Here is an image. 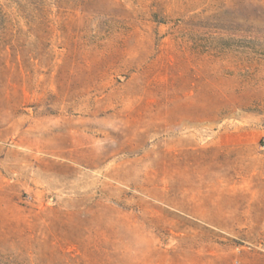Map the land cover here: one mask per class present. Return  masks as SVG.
Returning a JSON list of instances; mask_svg holds the SVG:
<instances>
[{
  "label": "rangeland",
  "instance_id": "obj_1",
  "mask_svg": "<svg viewBox=\"0 0 264 264\" xmlns=\"http://www.w3.org/2000/svg\"><path fill=\"white\" fill-rule=\"evenodd\" d=\"M0 264H264V0H0Z\"/></svg>",
  "mask_w": 264,
  "mask_h": 264
}]
</instances>
